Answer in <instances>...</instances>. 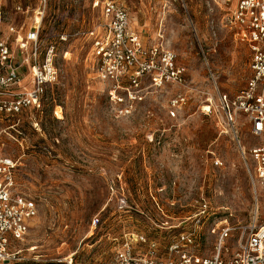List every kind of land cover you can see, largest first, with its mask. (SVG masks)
Returning a JSON list of instances; mask_svg holds the SVG:
<instances>
[{
	"label": "rangeland",
	"instance_id": "obj_1",
	"mask_svg": "<svg viewBox=\"0 0 264 264\" xmlns=\"http://www.w3.org/2000/svg\"><path fill=\"white\" fill-rule=\"evenodd\" d=\"M102 1L0 0V38L13 48L9 27L24 35L40 21L42 48L55 46L58 68L37 110L0 115V155L15 160L16 187L37 207L12 264H111L125 233L165 247L202 200L210 208L196 250L213 255L218 232L210 231L226 219L235 229L224 244L235 252L243 228L264 220V186L252 183L240 153L257 143L245 118L238 115L236 139L207 112L250 76L249 47L229 23L234 0H114L146 44L176 55L187 79L148 89L125 117L115 116L93 70L91 34L80 33L98 26ZM178 92L187 102L173 117Z\"/></svg>",
	"mask_w": 264,
	"mask_h": 264
},
{
	"label": "built area",
	"instance_id": "obj_2",
	"mask_svg": "<svg viewBox=\"0 0 264 264\" xmlns=\"http://www.w3.org/2000/svg\"><path fill=\"white\" fill-rule=\"evenodd\" d=\"M229 23L239 41L250 50V76L235 95L218 93L217 101L207 106V112L219 113L220 122L237 138L238 115L249 125V134L257 143L247 149L240 147L247 173L252 183L264 186V0H234ZM126 7L114 0L101 2V21L91 34V46L97 78L107 86L108 97L116 117H125L135 110L148 89H159L167 84L186 87L185 69L176 55L160 43L146 44L131 27ZM40 21L22 35L13 26L14 47L9 38H0V115L13 116L26 110H37L47 90L57 83L55 46L43 47ZM98 31V32H97ZM187 102L185 92H178L169 101V114L175 116ZM238 141V140H237ZM16 162L0 155V264L20 260L15 243L23 240L37 207L17 189ZM119 206L126 202L121 199ZM209 204L202 200L191 226L183 228L165 247L143 234L125 233L114 249L111 264H264V220L244 227L243 240L238 249L229 253L224 240L235 227L224 219L211 233L218 232L214 253L202 256L196 250L197 226L209 213ZM100 218L95 216L92 225ZM116 239V238H115ZM71 264V259L67 262Z\"/></svg>",
	"mask_w": 264,
	"mask_h": 264
}]
</instances>
